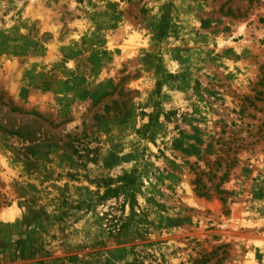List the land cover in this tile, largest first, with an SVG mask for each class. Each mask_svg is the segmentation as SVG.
I'll return each instance as SVG.
<instances>
[{"label":"rangeland","instance_id":"obj_1","mask_svg":"<svg viewBox=\"0 0 264 264\" xmlns=\"http://www.w3.org/2000/svg\"><path fill=\"white\" fill-rule=\"evenodd\" d=\"M0 264H264V0H0Z\"/></svg>","mask_w":264,"mask_h":264},{"label":"trees","instance_id":"obj_2","mask_svg":"<svg viewBox=\"0 0 264 264\" xmlns=\"http://www.w3.org/2000/svg\"><path fill=\"white\" fill-rule=\"evenodd\" d=\"M132 179H133V175H130V174H126L125 176L122 177V180L126 182L127 184L131 183Z\"/></svg>","mask_w":264,"mask_h":264}]
</instances>
